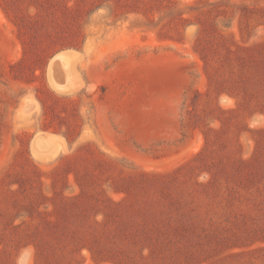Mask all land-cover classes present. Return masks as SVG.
<instances>
[{
	"label": "rangeland",
	"instance_id": "rangeland-1",
	"mask_svg": "<svg viewBox=\"0 0 264 264\" xmlns=\"http://www.w3.org/2000/svg\"><path fill=\"white\" fill-rule=\"evenodd\" d=\"M31 241L264 264V0H0V264Z\"/></svg>",
	"mask_w": 264,
	"mask_h": 264
},
{
	"label": "trees",
	"instance_id": "trees-1",
	"mask_svg": "<svg viewBox=\"0 0 264 264\" xmlns=\"http://www.w3.org/2000/svg\"><path fill=\"white\" fill-rule=\"evenodd\" d=\"M27 214H28V217L30 218L32 215H31V213L29 212V211H27ZM110 214V213H109ZM109 214H107V213H104V216L105 217H110V216H112L113 214L111 213V215H109ZM38 215H39V213H38ZM23 224V222L21 223V224H18V225H15L13 222L9 225V228H8V230H10V231H16L17 229H19V228H21V225ZM45 225H48L47 223L45 224ZM123 231H125V229L123 230ZM123 231H121V230H119V236L121 237V236H124V232ZM26 237H29V235H25ZM31 244L35 247V250H36V255L37 256H40L41 258H43V264H50V261H49V259L47 258V250L43 247V246H41V245H38V244H36L34 241H31ZM88 250H89V252H90V254L92 255V258H93V255H94V251H93V249H91V248H87Z\"/></svg>",
	"mask_w": 264,
	"mask_h": 264
}]
</instances>
